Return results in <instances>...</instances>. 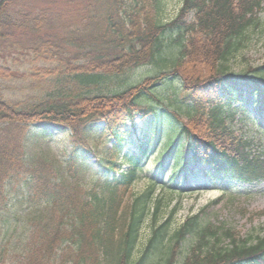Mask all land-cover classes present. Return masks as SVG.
I'll return each mask as SVG.
<instances>
[{"label": "trees", "instance_id": "trees-1", "mask_svg": "<svg viewBox=\"0 0 264 264\" xmlns=\"http://www.w3.org/2000/svg\"><path fill=\"white\" fill-rule=\"evenodd\" d=\"M259 4L183 0L177 16L163 23L151 14L156 0H0V225L9 222L7 202L14 177L23 175L17 180L23 199L32 180L49 199L62 191L63 182L54 179L51 170L43 174L27 151L31 142L50 138L52 127L69 136L72 149L65 164H72L75 173L91 171L96 181L83 196L73 184L68 186L58 223L44 231L49 234L44 241H35L32 231L28 240L33 244L18 254L15 264H33L29 255L36 243L43 248L40 264H66L68 259L72 264H264V234L241 236L230 226L203 220L202 211L173 230L170 216L157 224L162 206L154 197L152 179L124 212L117 193L118 186L134 179L138 155L158 141H163V153L173 155V168L186 159L207 162L209 176L229 177V185L231 180L254 183L264 178V151L255 150L251 138L231 134L226 144L216 146L234 117L248 114L229 84L239 82L229 81L222 61L240 48L245 30L256 25ZM63 15L71 24L59 22ZM195 40L203 43L201 60L211 66L206 74L195 70ZM138 66H153L155 73L131 82L129 73ZM186 67L193 70L190 75ZM111 79L114 86L105 87ZM15 82L27 84L16 91H26L15 93ZM163 84L171 87L172 101L181 96L190 104L186 120L200 121L206 132L195 130L162 100L165 91L157 87ZM253 87L255 95L264 91ZM135 113L150 116L152 127L138 138V150L130 155L124 150L128 131L114 118L123 114L131 119ZM100 121L104 128L97 130ZM102 135L108 142L99 147ZM88 136H94L93 144ZM43 160L41 165L47 162ZM123 163L133 166L117 178ZM147 216L151 230L133 259ZM68 247L75 248L72 255ZM8 249L0 248V264Z\"/></svg>", "mask_w": 264, "mask_h": 264}, {"label": "rangeland", "instance_id": "rangeland-1", "mask_svg": "<svg viewBox=\"0 0 264 264\" xmlns=\"http://www.w3.org/2000/svg\"><path fill=\"white\" fill-rule=\"evenodd\" d=\"M159 1H161V5L159 6L158 0H156V6L153 8L151 14L154 19L160 22H167L173 19L182 5V0ZM145 12L146 9L140 15L143 16ZM254 18L257 21V25L245 30L242 45L236 52H233L223 60L222 65L226 66L227 72L231 73V75H261L264 80V0H260L259 9ZM59 22L71 24V18L63 15ZM195 43L199 46V50L193 56V60L196 61L194 65H197L195 70L206 74L211 69V66L201 60L203 43L200 40H195ZM207 48L210 49L208 53L212 52V47L207 46ZM255 69H257V72L253 71ZM153 70V66L135 67L132 69V73H129L131 75V82L136 83L142 78L150 76L155 73ZM192 71V69L186 67V74L190 75ZM37 72L39 74L41 73V71ZM173 81L178 85V79H173ZM184 82L190 85L194 84L191 80L189 82L184 80ZM114 83V79H111L105 87L112 88ZM229 84L233 91H240L242 95L241 100L244 104L243 107L249 112V119L243 118L236 122L234 119L228 125L227 133L239 134L238 130L243 126L242 129L246 132V136L256 138L260 144V148L264 149V109L261 108V105L255 104V94L251 92V87H244L242 84ZM179 85H181L180 82ZM18 86L23 87L27 86V84L22 82L12 83V89L15 93L26 91H16L15 89ZM157 88V91H165L164 93H160L163 96L162 100H166L171 107L173 106L179 112V117L182 120L187 123L190 122V125L195 130H199V132L203 133L205 131L200 121H194L192 123L191 121L194 119L186 120L188 118L186 111L187 108H190L189 103L180 99L181 96L176 98V102L172 101L175 95L170 86L163 84ZM157 91L152 90L154 94H158ZM203 113H206V111ZM115 120L119 124L125 122L124 124L127 126V121H124V116L114 118ZM135 121L137 129L132 132L135 137L139 136L144 130L152 127L151 124L145 125L144 122L141 123L138 119ZM97 125L99 128L102 126L100 124ZM42 127L46 129V126ZM49 132L52 134L50 138L45 141L38 140L37 142H31L30 146H27V151L32 154L35 166H41L40 169L43 174L51 170L53 171L51 176L57 181L63 182L60 189L65 191V193L59 191L56 199H49L47 192L42 193L37 188V183L32 180L33 183H30L29 188L24 190L25 196L23 199V190L17 184L19 182L17 180L23 177V175L20 177L16 176L12 179L15 182L11 186L7 202L11 209L8 212L9 222L7 226L0 225V237H5V241H0V248L3 246L9 247L5 257L2 259L4 264H15L18 254L23 253L25 248L33 244L31 240H28L32 231H35L36 234L35 241H44L47 238L49 234H46L44 231H49L58 223V216L63 209L62 196L66 194L70 184H73L76 187V191L81 193L82 196L85 190L92 189L96 184L91 171L80 170V172L75 173L72 164H65V156L71 150V146L68 144L69 136H66L64 131L59 130V128H51ZM104 136L102 135V139L98 142L97 146L100 147L102 144L108 142ZM88 138L89 142L93 144L94 137L88 136ZM134 139L132 137L127 143ZM228 140V136L222 134L216 139V146L220 148ZM158 147L159 143L152 147V153L146 160H141V169L136 172L137 176L133 183L127 187H118V194L121 199L120 211H126V206L130 203L131 199L145 191L149 186L148 179H152L157 183L153 188L154 197L160 198V206H162L157 212V224L170 216L169 226L173 230L187 217L202 211L203 220L210 218V221L217 225L225 224L226 226H230L241 236L256 235L259 232L264 234V179L254 183H232V186L229 187L226 180H208V176L202 174L207 169V166L201 164L193 167V171L188 167H181L180 170L175 169L179 174L177 175V180L172 182L170 180L169 170L171 161L164 171H160L157 168L156 164L160 158L157 159V157L161 153ZM41 159L47 161L45 162L43 160L50 166L46 164L41 165L39 163ZM187 171H192L193 175L187 176L182 173ZM213 192L216 195L211 197L210 194ZM65 207L66 212L71 210L68 203H66ZM152 208L153 206L150 205V211ZM62 219L63 221H67L68 216L64 215ZM151 226V216L150 218L147 216L138 236V243L132 255L133 259L137 257L149 236ZM36 244L37 248L30 253L29 258L33 264H40L44 260L42 258L43 248L38 247L39 243ZM71 248L73 247H68V253H71ZM73 249L75 250V248ZM66 264H72V259H68ZM86 264L93 263L86 262Z\"/></svg>", "mask_w": 264, "mask_h": 264}, {"label": "bare ground", "instance_id": "bare-ground-1", "mask_svg": "<svg viewBox=\"0 0 264 264\" xmlns=\"http://www.w3.org/2000/svg\"><path fill=\"white\" fill-rule=\"evenodd\" d=\"M215 195H216L215 192H213V193L210 194L211 197H213V196H215Z\"/></svg>", "mask_w": 264, "mask_h": 264}]
</instances>
